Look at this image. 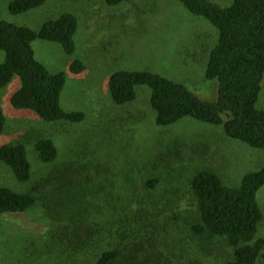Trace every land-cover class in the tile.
<instances>
[{
  "label": "rangeland",
  "instance_id": "rangeland-1",
  "mask_svg": "<svg viewBox=\"0 0 264 264\" xmlns=\"http://www.w3.org/2000/svg\"><path fill=\"white\" fill-rule=\"evenodd\" d=\"M12 1L0 0V21L39 30L47 21L65 13L78 18L74 53H68L59 42L42 39L34 40L32 47L36 58L49 71L66 74L67 82L60 99L62 107L68 112H83L86 118L78 124L56 125L16 109L11 104V96L21 87L18 76L0 91V110L7 120L6 130L0 135V146L25 143L33 173L29 182L20 183L7 165L0 162V186H9L36 198L25 213L1 217L0 264H68L67 257L58 255L57 250L49 257L52 250L46 246L51 244L46 241L48 228L53 223H63L64 211L70 210L65 204L73 193L63 188L65 182L67 178L75 179L85 187L95 176L106 175L126 176L145 201L144 206L155 212L152 217L161 240L165 241L156 250H149L152 256L146 263L179 264L181 258L177 259L170 247L179 244L174 245L173 238L186 240L187 225L197 218L189 182L196 161L219 170L228 186H238L245 174L264 167V150L227 137L222 126L192 117H185L175 125L160 126L150 104L149 87L138 86L136 100L120 106L110 97L109 79L118 70L155 72L186 85L204 101H216L218 82L208 78L206 71L210 52L219 39V29L178 0H128L116 6L108 5L105 0H47L21 14L10 12ZM211 1L223 7L233 2ZM5 60L6 53L0 50V64ZM76 60L84 64L82 72L71 71V64ZM257 108L264 109V80ZM39 136L56 142L60 153L56 162L43 164L36 157L33 141ZM142 157L143 172L156 166L163 175L158 190L151 194L142 185L130 182V177L137 176L139 170L125 165L127 160L137 164ZM111 181L108 177L101 185L96 184L99 191L107 192L106 218L109 217V194L117 202L121 197L118 196L120 181ZM150 200H159L160 210H155ZM257 201L264 215V185L257 193ZM95 203L89 193L83 203V210L87 212L84 218L90 217L92 222L87 225H93L100 235L105 216L96 213L100 207L93 208ZM137 206L130 205L129 213L136 211ZM76 234L91 235L83 227ZM258 236L264 237V219ZM213 247L215 254L218 248L224 259L230 257L231 249L220 243Z\"/></svg>",
  "mask_w": 264,
  "mask_h": 264
},
{
  "label": "trees",
  "instance_id": "trees-1",
  "mask_svg": "<svg viewBox=\"0 0 264 264\" xmlns=\"http://www.w3.org/2000/svg\"><path fill=\"white\" fill-rule=\"evenodd\" d=\"M46 1L13 0L9 10L13 14H21ZM105 1L116 6L128 0ZM178 1L219 29V39L210 52L206 71L208 78L218 82L217 100L204 101L186 85L161 74L130 70H118L110 76L111 99L117 105H125L136 100L138 86H147L151 89L150 104L158 125L171 126L185 117H192L222 126L227 137L264 150V109L257 108L264 80V0H233L227 7L211 0ZM77 29L78 18L72 13L47 21L39 30L0 21V50L6 53L5 62L0 64V91L15 76L21 80L20 89L11 96L13 107L56 125L78 124L85 120V113L68 112L60 103L67 82L66 74L49 71L36 58L32 47L34 40L42 39L59 42L68 53H74ZM70 68L73 73H79L84 70V64L76 60ZM6 124V115L0 110V135L5 132ZM27 149L23 142L0 146V162L7 165L20 183L33 178ZM33 149L43 164L54 163L60 156L56 142L50 137H37L33 141ZM143 163L142 157L137 164L127 160L125 165L139 170L137 176H129L130 182L142 185L151 194L158 190L163 175L156 166L143 172ZM195 165L189 182L197 218L187 225L186 240L173 238L174 245L179 244L170 247L177 259L181 258L179 264L264 262V237L258 236L264 215L257 201V193L264 185V167L245 174L238 186H228L220 171L212 165L202 166L198 160ZM108 177L113 182L120 181L122 187L118 189L119 202L112 193L109 194V217L106 218L107 192L99 191L98 185ZM134 187L124 175L95 176L85 187H81L79 181L67 178L63 188L73 193L65 204L70 210L64 211L63 223H53L47 230L46 241H51V244L46 246L52 250L48 256L52 257L57 250L58 255L67 257L68 264L83 261L87 263L81 264H147L152 256L149 250H156L165 239L161 240L152 217L155 212L144 206L145 201ZM89 193L96 201L93 208L100 207L96 213L101 212L105 216L100 235L92 228L93 225H87L92 222L90 217L84 218L87 212L83 210V203ZM35 202L36 198L29 193L0 186V228L3 215L25 213ZM134 203L138 205L137 209L130 214V205ZM149 204L160 210L159 200H150ZM82 227L87 228L91 235L76 234ZM216 243L231 249L229 258L224 259L218 248L215 249L217 254L214 253L213 245Z\"/></svg>",
  "mask_w": 264,
  "mask_h": 264
}]
</instances>
